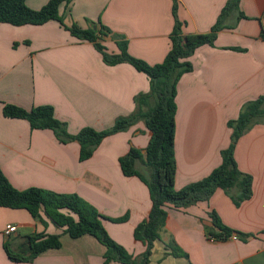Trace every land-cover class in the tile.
<instances>
[{"label": "crops", "instance_id": "crops-1", "mask_svg": "<svg viewBox=\"0 0 264 264\" xmlns=\"http://www.w3.org/2000/svg\"><path fill=\"white\" fill-rule=\"evenodd\" d=\"M49 1L26 3L40 10ZM178 1L183 34L190 35L209 33L229 0ZM240 10L246 18L230 16L226 25L231 28L218 34L214 47L197 49L190 58L193 71L178 83L176 190L203 180L221 165L222 151L231 143L228 123L238 118L246 102L264 94V0H241ZM60 12L68 26L87 29L101 23L128 42L131 56L151 66L161 64L172 47L173 0H73ZM104 45L111 54L120 52L111 38ZM149 92L145 74L126 63L107 65L92 43L72 36L57 21L20 27L0 23V169L18 190L77 194L109 219L129 216L125 223L104 220V226L130 254H143L146 245L135 240L134 231L150 214V192L138 177L124 176L119 159L132 147L145 154L151 139L145 122L106 138L92 158L81 162L78 142L63 144L52 130H32L26 120L5 117L3 108L11 104L30 111L50 105L69 134L76 135L87 127L109 129L118 118L138 113L137 100ZM235 159L253 177L252 198L237 207L219 189L209 202L189 209L170 206L150 264H264V125L240 138ZM137 169L149 174L142 163ZM212 210L240 235L210 240L206 227H212ZM46 221L45 226L27 210L0 207V264H105L107 248L95 237L73 239ZM8 226L17 231L7 235ZM36 233L62 234V247L32 263L11 261L5 244L25 251L27 238ZM170 241L189 257L172 256Z\"/></svg>", "mask_w": 264, "mask_h": 264}, {"label": "trees", "instance_id": "trees-1", "mask_svg": "<svg viewBox=\"0 0 264 264\" xmlns=\"http://www.w3.org/2000/svg\"><path fill=\"white\" fill-rule=\"evenodd\" d=\"M73 0H50L40 10L31 9L26 0H0V23L20 27L25 25L41 26L50 21H57L72 36L80 41L94 45L109 66L130 64L138 72L145 74L150 80V92L142 95L137 103L140 111L126 117H120L115 124L106 130L84 128L78 134L71 135L67 124L58 120L55 110L50 105H43L28 111L16 105L6 104L4 116L11 119H23L30 123L32 130H52L57 139L63 143L78 142L80 144V161L93 157L103 141L115 134L129 130L139 121H144L151 133L145 154L132 147L126 156L119 159L122 173L126 177H138L149 189L152 209L147 219L142 221L134 231V238L146 245V250L139 256H133L126 248L117 244L104 226V220L114 223H125L129 216L109 219L103 216L92 204L77 194H62L52 191L30 188L18 190L10 183L0 169V207L27 210L34 219L43 225L47 221L62 230V234L78 239L85 235L95 237L107 251L105 264H150L155 242L161 240V232L166 227L168 208L186 210L200 203L209 202L217 190H223L239 207L253 196V177L243 173L235 159V149L242 136L256 125H264V94L256 100L247 102L241 108L237 119L228 123L233 130L230 146L222 151V163L208 177L192 183L181 190H176L177 160L175 151L177 91L181 78L193 71L190 58L197 49L203 46H215L218 34L231 28L226 25L227 19L238 14V21L246 18L240 10L241 0H229L219 16L217 23L209 33L183 34V23L178 18L179 1L173 0L174 30L171 34L172 47L161 64L151 66L134 58L128 52V42L102 25L93 23L87 29L74 23L66 25L65 16L61 14V6L71 5ZM111 38L119 49L118 54L108 52L104 41ZM153 102V104H152ZM139 163L150 167L153 171L148 179L137 166ZM212 227H206V234L212 241H226L233 234V229L223 224L216 211L209 212ZM36 233L27 238V250L13 251L8 244L5 250L13 262L32 263L37 257L51 249L62 247L61 236ZM240 235V234H238ZM247 239L249 236L241 234ZM168 247L174 257L188 258V254L180 250L175 241Z\"/></svg>", "mask_w": 264, "mask_h": 264}, {"label": "built area", "instance_id": "built-area-1", "mask_svg": "<svg viewBox=\"0 0 264 264\" xmlns=\"http://www.w3.org/2000/svg\"><path fill=\"white\" fill-rule=\"evenodd\" d=\"M16 231H17V228L15 226H8V228L6 230V234L11 235ZM237 239H238L237 237H234V240H237Z\"/></svg>", "mask_w": 264, "mask_h": 264}, {"label": "rangeland", "instance_id": "rangeland-1", "mask_svg": "<svg viewBox=\"0 0 264 264\" xmlns=\"http://www.w3.org/2000/svg\"><path fill=\"white\" fill-rule=\"evenodd\" d=\"M105 46H106V45H105ZM108 52H109V51H108ZM109 53H110V52H109ZM246 103H247V102H246ZM246 103H245V104H246ZM242 107H243V106H242ZM110 128H111V127H110ZM230 129H231V128H230ZM231 130H232V129H231ZM121 133H122V132H121ZM232 133H233V130H232ZM112 136H113V135H112ZM231 142H232V141H231ZM230 144H231V143H230ZM146 167H147V166H146ZM147 168H148V170H149V171H148L149 174L146 172L147 174L145 173V176H146L148 179H150L149 175H150V173H153V171H152V169H151L150 167H147Z\"/></svg>", "mask_w": 264, "mask_h": 264}]
</instances>
